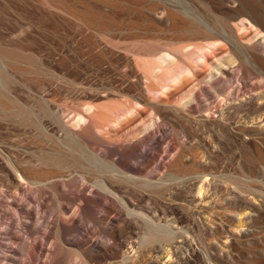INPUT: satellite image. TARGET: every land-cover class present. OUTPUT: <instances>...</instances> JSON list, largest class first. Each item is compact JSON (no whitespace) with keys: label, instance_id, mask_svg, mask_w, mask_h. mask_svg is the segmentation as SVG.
<instances>
[{"label":"bare ground","instance_id":"obj_1","mask_svg":"<svg viewBox=\"0 0 264 264\" xmlns=\"http://www.w3.org/2000/svg\"><path fill=\"white\" fill-rule=\"evenodd\" d=\"M238 1V9L235 10L231 19L225 20L216 14L213 24L187 22L174 15L173 19L181 22L179 24L182 26L180 25L178 30L184 35L176 41L166 42V46H163L166 47L165 49L163 47H161L163 49L153 48V45L148 46L146 43L138 42H132L128 46H124L125 48L121 46L124 48V52L132 55L133 63L131 64L134 65H130L131 67L135 66L134 69L137 70V72L130 70L133 72L122 77V81L128 82L129 87L126 90H120L112 85L113 88L105 89V86L104 89H94L92 96L94 99L91 102H84L85 104L76 110L77 114L74 111L75 120L70 126V128H74L73 131L65 128L69 131L66 132L63 128L66 133L62 142L57 143L46 136L49 148L45 147L43 157L39 161L37 160L38 168L37 166L35 168L28 166L24 170L27 173L24 174L31 182L30 185H35L33 188L38 190L39 194L40 191L42 193L44 190V192L50 190L54 195L51 197L57 201L55 202L57 211L53 209L51 213L54 215H50L54 222L51 221L52 226L46 231L44 242L49 241L50 238L53 239L54 245H50L51 248L53 247L55 252L63 255L62 263L59 261L60 264H75L78 261L79 264H87V262L89 264H154L152 256L158 248L164 249L163 259L171 260L170 247L171 243H174L172 241L177 238L175 234L179 232L177 225H179L180 217L171 216L168 221L166 218L169 215L181 216L182 203H185L187 198H183L185 195L182 197L179 191L174 193L171 188H189L190 181L197 180L195 181L197 184L195 196H201L204 193L202 188H205L207 180L205 172L209 168L203 165L205 162L203 160L205 156L212 159V150L215 151L216 146L223 147L222 149L227 151L225 149L227 146L232 148L236 145L238 149L237 151L232 149L235 150L232 154L238 152L239 159L243 162L240 167L244 166L247 170L252 168L250 171L253 170L255 164L264 167V9L253 0ZM145 2L140 4L143 5ZM117 30L119 31V28ZM109 44L111 45V43ZM118 45L115 44L113 47ZM142 45L147 48H141ZM10 53L14 52L7 53L0 48L2 63H5V60L8 63L9 59H13V57L9 58ZM15 60V62L10 61L15 63L14 66L18 62L23 63L24 61L20 62L22 59L18 60V58ZM30 60L26 63L29 64ZM4 65L0 66L4 68ZM26 70L25 72H27ZM7 77L6 73L0 72V102L3 109L9 103L14 105L12 99L4 94L6 89L3 91L4 84L6 86L8 83ZM68 83L70 82L68 81ZM12 104L8 106L10 110H7L15 109L16 112V108H13ZM16 105L14 107H17ZM17 110L29 122L27 119L30 116L29 110V113L21 108ZM5 113L3 112L2 115ZM150 137L153 141L152 146L145 148L142 153H138L137 144ZM92 148H101L102 152H105L103 153L105 155L104 162L102 158L101 163L108 166L105 167L109 170L108 173H105L106 175L102 173L103 176H98L99 169L95 165L93 167L92 158L95 154L90 153ZM232 150L230 151L232 152ZM221 152L223 153V151ZM95 159L93 163H95ZM129 159L136 161V165H127L126 161ZM244 168L242 167V169ZM74 173L79 174L78 177L81 178L77 187L74 185L77 179L72 176ZM19 179L22 183L24 182L23 177L19 176ZM231 182L236 184V182ZM72 188L75 189V193L72 192ZM29 189L31 191V188ZM140 189L144 192H141ZM32 191L35 190L32 189ZM103 191L106 193L104 194ZM145 191L147 194H143L146 193ZM35 193L38 196V192ZM102 193L103 197L107 198L105 195L108 196L109 204L105 212L113 210V213H117V215L115 214L117 219L114 229L105 225L108 218L98 221V218L95 219L92 215V209L97 206L96 202L98 198L100 200ZM165 193L169 197L180 195L183 199H181V203H179L180 201L177 203L180 197L172 198L170 202L173 203V206L165 208L167 214L161 210L164 215L161 216L162 219L164 218L169 225L161 227L160 224H157L160 225L159 228L155 223L144 221L142 218H146V214L155 213V209L152 208L153 201L156 202L154 199H159ZM37 196L35 198H38ZM241 196L242 194H240ZM140 197H145L143 203L140 202ZM42 198L44 197L41 196ZM37 200L36 202H39L40 197ZM48 200H50L49 197ZM42 202L37 203V207L30 208L32 209L31 213L25 212L23 217H20L24 218L25 215L30 218L32 216L30 219L32 220L34 217L33 222L36 218V221L39 222V219L43 218L41 216ZM78 202L83 204L81 214H75L72 210ZM118 203L121 204V207ZM157 206L155 207L157 208ZM18 207L20 208V206L16 208ZM11 208L15 211L14 206ZM69 217L73 219L71 226H68L70 223L66 225ZM263 217L260 216L259 219L253 220V227L261 229V233L264 232ZM88 219H93L94 222L96 220V224L103 234L101 240L95 244L91 243V245L89 244L91 235L83 227L85 225H82V220L84 222ZM28 221L23 220L24 224L21 222V228L26 232V239L22 240L23 254H28L32 248L31 243H28L29 239L36 238L35 229L31 230L30 225L25 223ZM242 225L239 220L232 232L240 231ZM248 231L247 229L241 231V237L248 236ZM109 240H111L110 244L107 243ZM127 244L131 250L129 253L123 251ZM54 251L52 250V252ZM38 252H45V243L41 247V251ZM82 256L87 257L88 261H83ZM217 256H213V259L218 263L228 264L224 261L225 259L220 260ZM258 256L254 257L255 263L263 264L264 256L263 258Z\"/></svg>","mask_w":264,"mask_h":264},{"label":"rangeland","instance_id":"obj_2","mask_svg":"<svg viewBox=\"0 0 264 264\" xmlns=\"http://www.w3.org/2000/svg\"><path fill=\"white\" fill-rule=\"evenodd\" d=\"M136 1L0 0V48L7 53L14 52L10 53L9 58L13 57V59L8 58V63L7 60L2 63L3 60L0 59V65L5 64L4 68L0 66V70L8 75L7 87L4 84L6 88L3 87V91L6 89L4 94L14 102V105L12 103L7 104L5 109H3V105L0 102L2 107H0V264L62 263L63 255H60L57 251L55 252L53 247L51 248L54 245L53 239L50 238L49 241L44 242L46 231L54 222V219H51L54 215L51 211L55 210V202L57 201L56 199L54 201V198L51 197L53 194L50 190H46L47 192H44L45 190L42 191V193L46 194H42L40 191L39 194V191L33 188L35 185L32 184L31 186V182L25 177L27 171L24 170L28 166H34L33 168L37 166L38 168L39 163L37 160L39 161L45 153L44 150L49 148V143H46V136L59 143V141H63L66 132L73 131L72 129L74 128H70V126L74 123L75 113L78 112L76 110H79L85 104L84 102H91L94 99V97L92 98L94 89H104L105 86V89H107V87L113 88L114 86L116 89L126 90L129 87V83L122 81V77L126 74L129 75L133 71L137 72V70L136 68L134 69L135 66L131 67V65H134L131 64L133 63L132 55L123 51L124 46H128L132 42H138L141 44L146 43L148 46L153 45V48L159 49L160 47V49H163V46H166V42L176 41L184 35L179 32V26H182V24H179L181 22L178 20L173 19L175 18L174 15L181 17L187 22L195 21L197 23L213 24V18H215L214 15L216 14L225 20L231 19L235 14V10L238 9L237 5L239 3L238 0H142L147 3L145 2L141 5L143 3L140 2L141 0ZM253 2L259 3L258 5L264 9V0H253ZM116 27L119 28V31ZM115 44L119 45L113 47ZM142 47L143 49L147 48L144 45ZM11 54L14 55L11 56ZM16 58L18 60L22 59L20 62L24 60L23 63L18 62L14 66L15 63L11 62ZM27 58L29 60L31 58L29 64L26 63L29 61ZM10 64L13 65L11 66ZM130 70L133 71L130 72ZM8 88L10 89L7 90ZM11 104L13 108H16V112L18 108L27 112L29 110L30 119L27 118L29 122L25 119L26 117L23 118L24 115L20 114V112L16 113L15 109L8 111L10 110L8 106H11ZM16 104L19 105L17 106ZM15 105L17 107H14ZM1 111L6 112L9 116L5 115L6 113L2 115L3 112ZM24 119L25 122H23ZM63 128L66 132L63 131ZM152 143V137L139 142L137 144V152L142 153L145 148L151 147ZM216 147L215 151L212 150L213 155H210L212 159L205 156L203 160L206 162L203 165L209 168H206L205 179L207 177V183L205 182V188H202L204 193L201 196H195V187L197 186L195 181L197 180L190 181L189 188H171L174 193L179 191L182 197L185 195L183 198H187L186 202L182 203L181 216L169 215L166 218L168 221L171 216L180 217L179 225H177L179 232L177 231L178 234H175L177 238L172 241L174 243H171L170 247L171 260L163 259L164 249L158 248L152 256L154 264H163V262H166V264H220L213 259L215 255H218L217 257L220 260L225 259L224 261L228 264H262L255 263V258L258 255V257L262 256V258L264 256V232L261 233V229L253 227V220L264 216V211H262L264 209V169L262 168L264 167L260 166V164H255L252 171H250L252 168L247 170L244 166H242L244 168L242 169L240 166L243 162L239 159L238 152L232 154L238 149L236 145L232 148L224 147L227 151H224L223 147H217V149ZM100 149L92 148L90 153L93 152L92 154H95L92 158V165L99 169L100 174L98 173V176H103L102 173H108L109 170L106 169L108 166L101 163L102 158L104 162L105 155L103 153L105 152ZM232 149L235 150L233 151ZM40 153L42 154L40 155ZM96 156L97 159H95ZM94 159L95 163H93ZM126 163L127 165H136V161L132 159L127 160ZM19 176L23 177V183L20 181ZM72 176L77 179L74 184L77 187L81 182V178L78 177L80 175L74 173ZM231 181L236 182L234 184L237 186L235 187ZM238 182L245 184H237ZM252 184L253 186H250ZM246 185L248 186L246 187ZM29 188H31V191ZM32 189L35 191H32ZM243 189H246L245 192ZM140 190L138 191L140 192ZM36 191L38 196L35 193ZM74 191L75 189L72 192L75 193ZM141 192H144V190H141ZM103 193L105 194L106 191H103ZM170 193L172 192L170 191ZM104 194L101 196L102 198L100 197V200L98 198L97 206L92 209L93 213H91L95 219L98 218V221L99 219L108 218L105 225L114 229L117 213L115 211L113 213V210L105 212L109 203L107 200L108 196L105 195L107 197L105 198L103 197ZM143 194H147V192ZM240 194H242V198ZM164 195L159 197V199L161 198L160 200L154 199L156 202L151 200V202L153 201L158 205L155 204L157 208L153 202V205L149 202L153 207L150 204L149 206L155 209V213L146 214V218H142L144 221H150L156 225L160 224L161 227L169 225L164 218L162 219L164 216L162 213L165 212L167 214L165 208L167 209V206L173 204L170 202L172 198L180 197L177 203L179 201L181 203L183 198L180 195H172L171 197L167 193ZM13 196L16 198L14 197L13 199ZM36 196L40 197L39 202L43 201L41 203L42 209H40L41 216L45 218V221L40 218L38 222L36 218L33 222L34 217L31 220L32 216L28 218L25 215L22 218L25 212L31 213L32 209L30 208L37 207V203L39 204V202H36L38 201V198H35ZM41 196L44 198L41 199ZM48 197L50 200H48ZM190 197L192 201L189 199ZM51 198H53L54 202L51 201ZM144 199L145 197L139 198L142 203ZM12 200L13 202L15 201V204L10 202ZM27 201L29 202L28 204ZM79 203L81 202H78V206L75 204L72 208L75 214H81L83 204ZM25 204L28 205L30 210ZM118 204L121 207V204ZM13 206L16 212L11 208ZM15 206H20V208ZM44 208H46V212L43 210ZM259 208H263L261 212ZM161 210L164 211L162 212ZM75 211L78 212L76 213ZM15 215L18 219H16ZM23 220L30 221V223L29 221L25 223L30 225L31 230L35 229L33 230L36 232L35 237L37 238L32 239L33 241L29 239L28 243H31L32 251L30 249L28 254L25 253L26 255L23 254L22 247V242L26 239V232L21 228V222L24 224ZM67 220L66 225L69 223L68 226L73 225L72 218L69 217ZM239 220L243 225L240 231L233 233V228L236 227ZM20 224L21 226H19ZM82 225H85L83 227L91 235L90 245L103 238L96 220L95 222L93 219L84 220V222L82 220ZM160 225H157V227ZM246 229L249 230L248 236L242 238L240 233ZM176 230H173V232H176ZM240 238L242 239L239 240ZM15 242L18 244H14ZM110 242L111 240L107 243L110 244ZM44 243L45 252L39 253L38 251H41ZM123 251L129 253L131 251L130 246L127 244ZM81 259L83 261L86 260L85 262L88 261L85 256H82ZM75 264H79V261ZM87 264L89 263L87 262Z\"/></svg>","mask_w":264,"mask_h":264}]
</instances>
